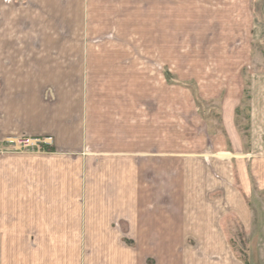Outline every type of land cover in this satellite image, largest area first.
<instances>
[{
	"label": "crops",
	"instance_id": "1",
	"mask_svg": "<svg viewBox=\"0 0 264 264\" xmlns=\"http://www.w3.org/2000/svg\"><path fill=\"white\" fill-rule=\"evenodd\" d=\"M35 1L0 25V140L119 162L157 264H247L228 225L264 226V0H60L62 27L33 23Z\"/></svg>",
	"mask_w": 264,
	"mask_h": 264
},
{
	"label": "rangeland",
	"instance_id": "2",
	"mask_svg": "<svg viewBox=\"0 0 264 264\" xmlns=\"http://www.w3.org/2000/svg\"><path fill=\"white\" fill-rule=\"evenodd\" d=\"M57 1L44 0L49 7L42 16L32 11L33 23L65 26ZM35 3L0 0V25L23 26L25 8ZM64 11L71 17V6ZM248 104L245 92L237 112L244 135ZM50 134L0 140V264H157L136 240L135 194L121 191L119 162L110 167L103 150L72 149ZM228 228L239 257L264 264V226L253 235L234 221Z\"/></svg>",
	"mask_w": 264,
	"mask_h": 264
},
{
	"label": "built area",
	"instance_id": "3",
	"mask_svg": "<svg viewBox=\"0 0 264 264\" xmlns=\"http://www.w3.org/2000/svg\"><path fill=\"white\" fill-rule=\"evenodd\" d=\"M36 140L41 141L40 139H36ZM36 140H34V142H35ZM44 143H46V142H44Z\"/></svg>",
	"mask_w": 264,
	"mask_h": 264
}]
</instances>
